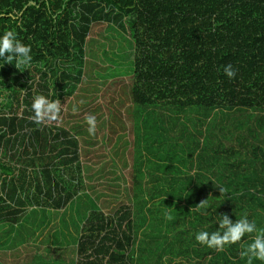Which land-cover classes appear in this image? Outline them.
<instances>
[{"label": "trees", "instance_id": "obj_1", "mask_svg": "<svg viewBox=\"0 0 264 264\" xmlns=\"http://www.w3.org/2000/svg\"><path fill=\"white\" fill-rule=\"evenodd\" d=\"M94 23L122 34L132 47L128 87L105 91L126 106L134 126L144 125L145 110L146 117L149 110L183 115L171 125L176 144L187 151L183 161L158 166L159 156L148 148L152 158L130 166L133 143L121 148L118 139L127 130L112 126L111 142H100L102 156H122L117 169L124 174L99 170L106 162L94 173L83 167L81 159L95 152L70 134L77 115L68 109L91 88L82 65L97 42L86 40ZM8 30L31 45L33 62L24 70L0 61V224L18 222L20 207L30 203L32 212L43 213V227L47 212L64 211L77 188L91 192L98 175H110L127 203L105 213L92 200L74 226L71 255L52 264H244L237 245L217 253L195 244L194 234L216 231L219 214L233 221L246 215L264 227V0H0V34ZM225 64L236 69L234 79L223 75ZM35 95L60 102L61 126L29 119ZM154 119L145 125L153 129L151 141L164 122ZM140 133L133 136H146Z\"/></svg>", "mask_w": 264, "mask_h": 264}, {"label": "rangeland", "instance_id": "obj_2", "mask_svg": "<svg viewBox=\"0 0 264 264\" xmlns=\"http://www.w3.org/2000/svg\"><path fill=\"white\" fill-rule=\"evenodd\" d=\"M107 36L109 38H107ZM86 40L87 42L90 40L97 41L95 44H92V50H90L91 48L86 47V53L89 50L90 51L84 55V64L82 65V78H85L84 81L91 88L86 90L85 97L81 96V102H77V104L74 102L76 106L73 107H75L77 111L73 112V107L68 109L70 113L77 115L75 118L76 124L74 126L76 131L72 129L70 134L77 139L80 147L82 145V149L85 148L95 152L94 154L89 155L91 160L88 158L85 162L81 159L83 167L86 169L90 168V172L94 173L92 171H95V167H100L98 163L106 162L99 170L107 168L108 171L110 170L109 173H112L113 175L115 174V177L117 175L119 176L120 173L124 174L123 169L120 173L117 169V166L119 167L121 165L119 161H123L122 156L118 157L117 160L114 159L113 152L111 154V160H109L110 156L108 155L106 159L102 156L105 153L100 142L108 140V137L109 139L112 137V126H119L122 129L126 128L127 130V134L122 133V136L118 139L120 143L118 145H121V148H126V145L130 143L129 139H131V143H133L131 160L129 162L130 166L131 164L134 166L136 163L140 164L141 162L144 163L142 165H145L146 161L152 158L149 157L148 148L150 150L149 152L152 154L157 153L156 155L159 156L156 158L159 161L156 163L158 166H161L160 163L162 164L163 162L170 164L169 162L175 157L180 158V161H183L184 154L187 153V151L184 147H180L176 144V139L179 138V136H177L178 133L172 131L173 129L171 126L179 124V119L180 121H184L183 118L185 119V117L183 115L178 117L168 111L166 112L167 116H164L163 114L161 115V113L155 115L149 110V115L146 117L145 114L147 110H145L144 112H140V119L145 120L144 125L138 127L135 123L134 126V122L131 123L130 121V118L133 116L128 114V110H125L126 106L121 104L116 97L107 94V92L110 93L114 91V89L118 92L119 90L128 87L125 78L128 76V64L130 61H127V57L130 56L132 47L130 46L131 49H129L128 43L123 35L117 32H109L106 24L94 23L90 26V32ZM91 54H94V56H91ZM30 73H32V71H30ZM110 81H114L111 86H109ZM80 85L81 83H79L76 88H80ZM105 90H107V92ZM76 92H78V90H76ZM91 92H94L92 97L89 96V93ZM101 93H103L102 97ZM113 99H115V101L112 103ZM124 102L127 104V98H125ZM20 113L21 111L19 110L16 114L20 116ZM89 113L95 115L97 119L94 136L88 135L86 130L87 125L84 122V117ZM152 114L156 117L155 119L152 117ZM185 115L187 121H194V115L192 112H187ZM162 118L164 119V122L162 128H160L159 125L160 122H162ZM58 119L59 118H57L56 121H52L50 124L53 123L56 126H61V122L58 121ZM153 119L159 126V130H157V133L153 134V140L151 141L152 138L149 139L148 133L153 129L148 130V127L146 126L152 125L150 121ZM46 124L49 123L46 122ZM261 128L262 134H264V125ZM141 130L145 131L146 136L143 138H136L133 136V132L135 131L140 135ZM250 130L255 131V128L251 127ZM81 134H83L85 138H78ZM107 142L110 143L111 140H108ZM255 143H257V141L253 142L250 147H253ZM142 147H144V151H142ZM140 151L142 152L141 155ZM124 158L127 159V156H124ZM129 164L128 167H130ZM139 167L141 166L139 165ZM98 176L101 177L100 182L97 184L96 188L91 190V192L89 190L86 192L85 186L83 187L82 185L81 191H84V193L77 188L78 195H76L72 202L67 205L64 211L59 210L55 212L52 210L51 212H47L46 216H51L49 221L47 220L43 227L38 228V224H42L41 221L39 222V219L42 218L43 213L32 212L26 218L28 227L23 225L20 226L21 222L18 226H8L10 228L9 232H7L6 238H3L5 233L0 231V241H6L4 244L0 243V264H52L54 261L56 263L58 262L59 256L67 260L71 255L69 254V247L71 246L68 244L73 243L75 239L74 226H76V224L80 225L81 222V219L78 216L84 215L85 213L87 214L88 208L91 207V205L93 206L92 200L95 201V203H98V207L102 209L104 207L103 212L105 213H107V211L111 212L119 205L127 203V200L122 198V193L119 192V194H117L116 189L114 190V186L111 184L112 180L110 179V175H106V179L101 175ZM125 179L127 181L124 182V186L130 187L131 183L128 182L129 180L126 177H124V181ZM73 184H77V182L73 181ZM94 191L97 193H94ZM121 191L125 192L124 189H121ZM117 195L118 199H116ZM22 220H25V217H23ZM62 220H65V222H62ZM7 228H5V230ZM30 239H33L32 242ZM65 243L67 244L66 246L64 245Z\"/></svg>", "mask_w": 264, "mask_h": 264}, {"label": "clouds", "instance_id": "obj_3", "mask_svg": "<svg viewBox=\"0 0 264 264\" xmlns=\"http://www.w3.org/2000/svg\"><path fill=\"white\" fill-rule=\"evenodd\" d=\"M31 52V45L24 44L17 39L15 31L8 30L0 34V61H3V64H13L14 62L16 69H28L33 62ZM222 72L229 80L236 77V69L231 64L223 65ZM59 105L60 102L57 99L49 100L44 95H35L31 103L32 115L29 119L36 125L56 121L60 112ZM72 111L75 112L77 109L73 107ZM84 122L87 125L88 135L94 136L97 126L96 116L88 114L84 117ZM219 190L220 192L224 191L222 188ZM201 206H204L203 202ZM217 217L214 218L215 224L218 225L217 230L196 232L194 234L195 244L212 249L217 253L224 252L229 246L237 245L241 249L238 252V257L244 261V264H253V261L264 264V227L258 228L256 222L250 221L246 215L235 221L226 214H219ZM168 218L170 217L166 216V219ZM249 234H253L250 237L251 242L245 243L243 238Z\"/></svg>", "mask_w": 264, "mask_h": 264}, {"label": "crops", "instance_id": "obj_4", "mask_svg": "<svg viewBox=\"0 0 264 264\" xmlns=\"http://www.w3.org/2000/svg\"><path fill=\"white\" fill-rule=\"evenodd\" d=\"M59 126V125H58ZM35 208H33L32 206H31V204L30 203H27L26 205H24L23 207H20V211H22V213H20V215L17 217L18 219V222H16V223H12V225L11 226H18L19 224H20V222H21V224H20V226L21 225H23V226H26V227H28V225H27V223H26V218L28 217V215L30 214V213H32V211L34 210ZM23 217H25V220H22L23 219ZM5 223H2V224H0V231H2V233H5V235H4V237L3 238H6L7 237V232H9V228L10 227H8V225H7V222H8V220H6L5 219ZM22 226V227H23ZM8 227V228H7ZM5 228H7L6 230H5ZM3 235V234H2ZM2 239V238H1ZM32 240L33 239H30V241L32 242ZM0 243H6V241L4 242L3 240H1L0 241ZM9 252V251H8ZM7 254V253H6ZM34 256H35V254H34Z\"/></svg>", "mask_w": 264, "mask_h": 264}]
</instances>
